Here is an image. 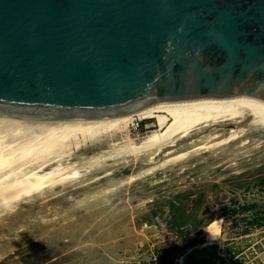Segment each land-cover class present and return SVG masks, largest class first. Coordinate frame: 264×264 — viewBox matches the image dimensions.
Listing matches in <instances>:
<instances>
[{
    "label": "water",
    "instance_id": "obj_1",
    "mask_svg": "<svg viewBox=\"0 0 264 264\" xmlns=\"http://www.w3.org/2000/svg\"><path fill=\"white\" fill-rule=\"evenodd\" d=\"M264 100V0H0V114L94 117ZM181 264H228L217 241Z\"/></svg>",
    "mask_w": 264,
    "mask_h": 264
},
{
    "label": "rangeland",
    "instance_id": "obj_2",
    "mask_svg": "<svg viewBox=\"0 0 264 264\" xmlns=\"http://www.w3.org/2000/svg\"><path fill=\"white\" fill-rule=\"evenodd\" d=\"M149 124L136 121L133 138L143 139ZM213 126L157 155L108 152L96 168L83 161L80 180L0 210V264H178L190 247L211 241L221 244L228 264H264V225L250 224L264 212V128L250 119ZM241 126L247 129L241 139L193 150ZM168 149L174 151L167 155ZM180 151L188 157L172 160ZM252 203L254 210L233 213Z\"/></svg>",
    "mask_w": 264,
    "mask_h": 264
},
{
    "label": "bare ground",
    "instance_id": "obj_3",
    "mask_svg": "<svg viewBox=\"0 0 264 264\" xmlns=\"http://www.w3.org/2000/svg\"><path fill=\"white\" fill-rule=\"evenodd\" d=\"M247 119L252 121V126L264 128V100L244 95L222 100L211 97L169 99L137 111L94 117L0 114V210L8 211L33 196L80 180L85 175L79 166L83 161L90 162L87 168H96L102 165L101 160L108 158V152L139 155L154 150L157 155L166 147H175L177 139L190 137L195 130L223 122L241 124ZM139 120H149L151 129L137 141L131 127ZM246 131L241 126L230 129L227 134L214 133L211 143L197 145L193 150L228 145L241 139ZM117 134H121L124 140H115ZM107 137L112 140L108 149L94 150L91 155H80L78 160H72L75 152L88 146L95 148ZM247 142L241 140V144ZM173 151L168 149L166 154ZM188 153L177 152L172 160L185 159ZM148 171L153 172L151 168ZM184 254L178 257V264Z\"/></svg>",
    "mask_w": 264,
    "mask_h": 264
},
{
    "label": "trees",
    "instance_id": "obj_4",
    "mask_svg": "<svg viewBox=\"0 0 264 264\" xmlns=\"http://www.w3.org/2000/svg\"><path fill=\"white\" fill-rule=\"evenodd\" d=\"M257 204L252 203V204H243L242 206H240L238 209L233 210V213H235L237 210H241L244 212H249L252 211L256 208ZM258 212V211H257ZM251 225H257V226H262L264 225V212L260 215L255 216L251 221H250Z\"/></svg>",
    "mask_w": 264,
    "mask_h": 264
},
{
    "label": "built area",
    "instance_id": "obj_5",
    "mask_svg": "<svg viewBox=\"0 0 264 264\" xmlns=\"http://www.w3.org/2000/svg\"><path fill=\"white\" fill-rule=\"evenodd\" d=\"M145 226H148V224H147V223H145Z\"/></svg>",
    "mask_w": 264,
    "mask_h": 264
}]
</instances>
